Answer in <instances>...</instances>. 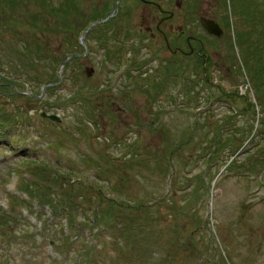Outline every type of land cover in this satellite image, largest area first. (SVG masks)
<instances>
[{
	"label": "rangeland",
	"instance_id": "1",
	"mask_svg": "<svg viewBox=\"0 0 264 264\" xmlns=\"http://www.w3.org/2000/svg\"><path fill=\"white\" fill-rule=\"evenodd\" d=\"M75 2L67 30L61 32L58 21H44V34L34 18L42 4L0 2V25H7L1 28L4 34L0 30V208L9 215L0 226V264H264V151L256 146H264V107L237 42L249 27L234 0H172L178 18L171 23L200 38L203 45H196L195 55L203 47L201 60L207 59L212 84H203L202 67L189 59L181 62L182 73L174 65L162 68L172 73L166 82L152 70L146 71L148 77H136L138 86L151 88V96L133 87L119 91L118 79L129 66L118 65L111 54L106 58L117 35L113 23L96 30L109 46H101L93 29L79 46L92 19L106 16L112 8L103 7L114 8L116 0ZM128 3L134 12L127 27L134 31L125 39L120 30L117 37L125 57V40L141 50L139 27L153 26L155 32L160 19L140 0ZM116 13V19L123 17L121 6ZM202 18L223 25L225 37L210 36ZM34 40L43 46L38 57L44 61L32 56L33 65L21 63L16 47L9 46L33 41V47ZM161 45L162 54L142 48L154 70L175 56L165 51L164 41ZM86 51L83 60L59 69L63 57ZM57 76L56 86H44ZM240 94L255 108L248 109ZM221 125L227 128L222 141L236 134L234 128L243 133L236 137V147L243 146L234 157L229 150L211 156ZM251 129L254 140L244 143ZM232 160L236 166L227 169ZM43 174L54 184L47 185ZM71 185L81 191L75 193L73 214L54 213L40 197L39 202L32 196L24 204L18 200L47 187L58 201ZM111 199L125 215L102 222ZM140 204L149 207L147 213L135 211Z\"/></svg>",
	"mask_w": 264,
	"mask_h": 264
},
{
	"label": "trees",
	"instance_id": "2",
	"mask_svg": "<svg viewBox=\"0 0 264 264\" xmlns=\"http://www.w3.org/2000/svg\"><path fill=\"white\" fill-rule=\"evenodd\" d=\"M7 1H8V4L13 5V4H16L17 0H7ZM35 1L43 5V9L38 11V15L37 14L34 15L35 22L37 26L39 27V32H42L43 34L45 33L44 27H42L41 25L44 24V21H51V22L53 21L52 22L53 24H55L56 21H58L60 22L62 26L61 32H64V30H67L66 28L68 26V18L74 15V13L76 12L75 8H78L75 2L76 0H57L58 1L57 5H54L55 0H35ZM71 5H72V8L74 7V11L72 12L70 11ZM55 6H58V9H57V12L54 13L53 8ZM234 8L236 9V12L239 15H241V17H243L242 19V21H244L243 25H246L247 28L249 27L246 31L244 29L241 30V32L237 35V42L242 47V52L244 53L246 58L249 60V61L246 60V62L248 63V65H250L249 71H250V74L252 75V82L257 89L256 91L259 95L261 107L263 108L264 107V1L262 3V0L261 1L234 0ZM97 20L98 19H92V22L93 21L95 22ZM6 27H7L6 24L0 25L1 33H3V30L1 28L6 29ZM47 29L52 31L50 28H47ZM47 33H50V32L47 31ZM32 43L33 41L21 42V45L19 46H13V47L9 46V47L12 50L13 48L16 47L15 49L17 50L16 51L17 56H18V59L21 61V63L28 62L29 60L30 64L33 65L34 61L31 58L32 56H35V58H39L38 60H41V61H44V60L41 59L42 56L38 57V55L43 54V46H41L40 43L36 40H34L35 44L33 45V47L31 46ZM19 51L23 52L24 54L19 53ZM57 81L58 79L49 80V81L46 80L44 82V85L47 86L49 84H54ZM47 88H51V87H47ZM222 133H223V127L221 126L219 130V134L222 135ZM219 139L221 138H218L216 150L212 151L211 155L215 154L216 152L222 149H225V150L228 149L229 153L235 154L240 148V147H236V144H235L236 140L232 139L231 137H228L226 139L227 141L222 142V144ZM42 171L44 172L48 171L51 173L52 170L44 168L42 169ZM43 176L45 177V181L47 182V185L54 184L53 179H51L52 177L50 175L43 174ZM74 186L75 185H71V190L68 193L67 197H66V194L61 193V195L58 196V201H54L52 199V196L49 197V194L47 193L48 188L46 186H45L46 187L45 190L38 188L35 191L39 194V197L41 199L40 201L46 205L51 206V209H53L52 211H54V213H60L61 210L63 211L70 210L72 211L71 214H73V211H74L73 205L76 206V203H78V201H73L76 198L75 193L76 192L78 194L81 193V191L79 189H75ZM29 192L31 194H34L30 190ZM63 197H65V200H59ZM53 204H57V205L53 206ZM118 204L124 206L123 205L124 203L122 202ZM99 207L97 211L100 210ZM122 208H125V207H122ZM139 208L145 211V213H147L149 210L148 207H146L143 204H140L137 206V208H135V211H137ZM125 209L130 211L129 208H125ZM120 210L122 209L121 208L119 209L118 207H116V203L114 200L109 201L108 210L106 212L105 211L102 212L100 221L102 222L106 221L109 223L112 221V219L114 220L116 218H120L121 216L125 215V213H122ZM7 217L8 215L4 211L0 210V226L6 224L5 218ZM77 218L78 216L75 215L70 220V223H72L73 225L75 221L77 220ZM95 221H97L96 218L94 219L93 222ZM67 223L69 224V221ZM91 252H92V249L87 250V254L88 253L90 254Z\"/></svg>",
	"mask_w": 264,
	"mask_h": 264
},
{
	"label": "flooded vegetation",
	"instance_id": "3",
	"mask_svg": "<svg viewBox=\"0 0 264 264\" xmlns=\"http://www.w3.org/2000/svg\"><path fill=\"white\" fill-rule=\"evenodd\" d=\"M129 0H121L120 4L124 2L126 5L125 7L127 8L126 10H122L124 15L123 17L119 18L118 22L114 24V31L117 33L115 35L114 39V60L115 58L117 59L118 65H124V66H129L126 68L127 70L124 69V73L121 76H124L123 80L118 79L117 86H119V91L121 90H129L131 87H133L136 90H142L143 94H147L148 90H151V88H147V86L141 87L138 86V84L135 83V78L142 75L143 77H148V74L146 73L147 70H149V64L147 63L148 61L144 58L146 56L145 54L142 53V48H152L154 50L155 54L161 53L164 51L162 49L161 43L164 41L166 44V49L171 51L175 56L172 58L171 62L168 63V60L166 59L164 62L160 63L162 68L167 69L168 64L174 65L177 70H180L179 66H182V61H185V59H193L196 56L198 57H203L201 51L203 50V47L200 48V51L198 52V55H195L196 53V45L200 44L203 45L200 38L197 37L196 35L190 33L189 35H185V29L184 31H180L179 29H176L175 24L171 23L174 21L176 18H178V13L172 9V0H140L145 6L148 8H153L157 11V13L160 16L159 23L155 25V32L153 31V26L150 28L149 26H140L139 27V38L140 40L138 43L141 46V50H138L137 47H134L132 44V40H125V45H126V51L130 53L128 56V60L124 61L123 59V51L124 49V44L118 40L117 37L120 35V30H125V35L124 38L127 39L129 36L128 31H134L133 26L127 27L128 25V19L133 14L134 10L132 5L128 3ZM177 8L178 4L176 3ZM179 9V8H178ZM184 19V17H182ZM209 19V18H206ZM125 20V21H124ZM147 20V19H146ZM204 21V18L201 20V24ZM150 25H152L150 23ZM189 27V26H186ZM157 44V46H155ZM185 44H187V47L189 48V51L185 48ZM164 53V52H163ZM181 56H178L180 55ZM183 55V56H182ZM142 57V59L137 62L136 59ZM144 59V60H143ZM135 60V61H134ZM157 60V58H156ZM205 61L207 59L205 58ZM161 67H158L157 71L160 70ZM158 74L157 77L162 75L163 73H166L167 71L162 70ZM153 71V70H152ZM113 74V73H112ZM92 77V76H90ZM129 77L130 82L127 83ZM205 80H207L208 83H211L210 78L205 77ZM125 81V83L122 84V82ZM121 87V88H120ZM133 92V91H132ZM135 92V90H134ZM122 93V92H121ZM123 94V93H122Z\"/></svg>",
	"mask_w": 264,
	"mask_h": 264
},
{
	"label": "water",
	"instance_id": "4",
	"mask_svg": "<svg viewBox=\"0 0 264 264\" xmlns=\"http://www.w3.org/2000/svg\"><path fill=\"white\" fill-rule=\"evenodd\" d=\"M204 26L208 30L209 33H211V34H213V35H215V36H217L219 38L222 37V30L220 29L218 24H215L214 22L207 21V22L204 23ZM66 62H64L62 64V66H64L66 64ZM43 116H46V114H43ZM50 119L60 122V119L58 117H56V116H51Z\"/></svg>",
	"mask_w": 264,
	"mask_h": 264
}]
</instances>
